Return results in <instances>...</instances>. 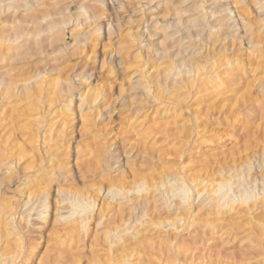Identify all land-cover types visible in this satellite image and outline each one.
<instances>
[{"label":"rangeland","instance_id":"1","mask_svg":"<svg viewBox=\"0 0 264 264\" xmlns=\"http://www.w3.org/2000/svg\"><path fill=\"white\" fill-rule=\"evenodd\" d=\"M0 39L1 91L54 79L87 197L26 206L0 140V264H264V0H0Z\"/></svg>","mask_w":264,"mask_h":264},{"label":"bare ground","instance_id":"2","mask_svg":"<svg viewBox=\"0 0 264 264\" xmlns=\"http://www.w3.org/2000/svg\"><path fill=\"white\" fill-rule=\"evenodd\" d=\"M23 2H25V0H23ZM2 41H4V39L0 41V50H3V46L7 44L8 39L4 41L6 42V44L4 43V45ZM9 48L11 49V47ZM11 51L13 50H10V51L8 50L7 52L9 53ZM0 53H1L0 55L2 56L3 52H0ZM2 57H0V61L5 59V56L3 58ZM7 57L5 59L6 61H7ZM197 73H198V70H197ZM194 74H196V70ZM40 75H39L38 80H36V82H35L36 78L35 79L32 78V80L27 79V81L34 80L35 83L30 82L31 83V85L29 83L30 87H27L28 85L27 81L24 82V83H27L25 85L26 88L24 90L20 89L19 91V89H17L18 92H14V87L17 86L18 88V85L16 86L14 85L15 83H13V85L8 84L6 89L2 91L0 90V140H3V143L6 145L8 142V139L12 137L13 141H11V143L8 144V148H5L4 146L5 152L7 154V157H6L7 162H15L18 164L20 163L24 164L22 168L18 167L19 169L17 170V172L19 171V174L22 176V187L25 186L26 188V196H25L26 206L32 201H34V204L38 200L39 202H41V199H42L43 205L45 207L46 205L49 204L48 200L51 194L50 187L54 183H55V187L53 188L56 189L55 191L56 197L58 196L61 197L60 195H63L62 197L69 196V195H72L75 197V196H80L81 194H82L80 196L81 198H84L86 196H84L83 193L80 194V192H83V191H78V193H69L68 190L65 189L66 190L65 191L63 189L64 187L63 184L64 183L66 184L69 182L68 178L67 177L65 178L64 177L65 174L63 173L64 171L63 168L67 164V163L65 164L64 158H67V152H68L67 150H69L68 148H66L67 147L66 144L68 143L66 140V136H67L66 125L68 122L66 123L65 120L60 122V124H58V122L56 121L54 122L53 117H55L58 112L56 109L57 108L59 109V107L62 109L64 107V105L61 103L62 97L57 94L56 83H54L55 82L54 79L49 80V77H47L48 78L47 79L45 77L46 74L45 75L43 74L41 77ZM193 78H195V76H193ZM21 86L25 87L24 85H21ZM19 88H22V87L19 86ZM69 90H70L69 87H64L62 89V91L67 93V95L70 93L68 92ZM20 102L21 103L24 102L25 104L27 103L26 110L24 109V107H22L25 110V112L24 111L21 112L22 109L20 108L21 107ZM81 118H83V120ZM81 118L80 119H81L82 125L80 126L84 130L87 128V122H89L90 120L89 121L84 120L85 115ZM88 118H90V116ZM79 154L76 153V155H79ZM78 157H76V160L74 161V166H75L76 172L79 175V177L83 179L87 173L83 170L81 165L77 164ZM59 171L62 173H60ZM130 178L136 179V176L134 175V173L130 175ZM110 182H112V180ZM120 182H125V178L122 177ZM117 187L119 186L114 187L113 190H115L116 192H123L124 190L123 188H122L123 190H121L120 188L118 189ZM224 187L225 186L220 184V187L217 189L220 190L221 188H224ZM32 189H35L36 191L34 193L30 192ZM181 189H183L182 195H184L185 197L184 199L186 200V202H190V197H189L191 196V194H189L190 190L188 191L186 188L184 189L183 187ZM227 192L228 191H226L223 195H221L219 199L220 201L224 198H225L224 200H227L229 198V195L227 194ZM59 197L57 198L58 200L54 202L53 208L57 213H54L55 218L53 221H55L56 218H59V220L64 219L63 217L60 216V214H61V211L64 210V203L66 202L67 198L65 197L66 200H62V199L60 200ZM91 202L92 204L88 205L89 206L88 209H93L95 206V200L93 199ZM75 203L77 202H74V205ZM76 206L80 207L79 204L75 205V207ZM67 209L69 210V208ZM86 209L87 208H84L81 213L77 214V216L80 219H78V221H75L74 224L84 223V220L86 218L82 217L81 215L87 214L85 212ZM72 210L73 209H71V211ZM44 214L46 213L40 212L38 216H42ZM74 214H76L75 208H74V212L71 214L70 217H72ZM11 220H13V217L11 218ZM74 228H75V225H71L69 229H74ZM16 241H17L16 242L17 247L14 250L12 260L9 261V264H15L14 263L15 259L22 252L21 247L19 246L20 242L17 239Z\"/></svg>","mask_w":264,"mask_h":264}]
</instances>
